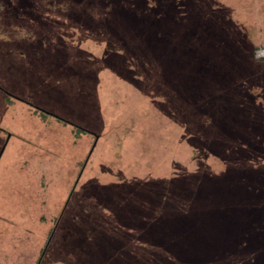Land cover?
<instances>
[{
  "label": "rangeland",
  "instance_id": "obj_1",
  "mask_svg": "<svg viewBox=\"0 0 264 264\" xmlns=\"http://www.w3.org/2000/svg\"><path fill=\"white\" fill-rule=\"evenodd\" d=\"M0 2V264H264V0Z\"/></svg>",
  "mask_w": 264,
  "mask_h": 264
},
{
  "label": "trees",
  "instance_id": "obj_2",
  "mask_svg": "<svg viewBox=\"0 0 264 264\" xmlns=\"http://www.w3.org/2000/svg\"><path fill=\"white\" fill-rule=\"evenodd\" d=\"M1 10H2V4H1V2H0V11H1ZM0 89H1V88H0ZM6 94H7V96H9V97H11V98L19 99V98H16L15 96L11 95V94L8 93V92H6ZM32 107H34V109L36 110V112H38V113H40V114L53 116V117H55L59 122H62V123H64V124H70V125L74 126V127L76 128V130H77V132H76L77 137L80 136L81 134H88V133L90 134V133H91L89 130H87V129H85V128H82V127H79V126H77V125H74V124L70 123L69 121H67V120H65V119H63V118H61V117H59V116H56V115H54V114H52V113H50V112H48V111H46V110H44V109H42V108H40V107L33 106V105H32ZM24 166H25V165H24ZM22 168H23V167H22ZM25 168H26V167H25ZM26 173H27V169H26ZM26 173L23 175L24 179H26V177L28 176V175H26ZM22 179H23V178H22ZM64 204H65V203H64Z\"/></svg>",
  "mask_w": 264,
  "mask_h": 264
},
{
  "label": "water",
  "instance_id": "obj_3",
  "mask_svg": "<svg viewBox=\"0 0 264 264\" xmlns=\"http://www.w3.org/2000/svg\"><path fill=\"white\" fill-rule=\"evenodd\" d=\"M7 141H8V140H7ZM6 144H7V142H6V143L4 144V146L2 147V150H1V152H0V158H1L3 152H4L5 148H6Z\"/></svg>",
  "mask_w": 264,
  "mask_h": 264
},
{
  "label": "built area",
  "instance_id": "obj_4",
  "mask_svg": "<svg viewBox=\"0 0 264 264\" xmlns=\"http://www.w3.org/2000/svg\"><path fill=\"white\" fill-rule=\"evenodd\" d=\"M260 57H263L264 56V50L262 51H260V55H259Z\"/></svg>",
  "mask_w": 264,
  "mask_h": 264
}]
</instances>
